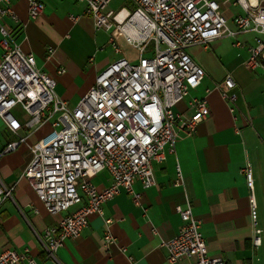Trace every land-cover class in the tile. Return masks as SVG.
<instances>
[{"label": "built area", "instance_id": "2783aa9c", "mask_svg": "<svg viewBox=\"0 0 264 264\" xmlns=\"http://www.w3.org/2000/svg\"><path fill=\"white\" fill-rule=\"evenodd\" d=\"M25 1L29 18L43 14L40 0ZM75 1L85 5L96 29L111 31L110 46L118 58L71 107L56 95L55 81L36 67L33 55L20 49L5 23L9 20L18 24L12 0H0V120L14 137L0 155L27 145L29 135L48 125L46 134L27 145L32 159L21 178L48 214L67 213L56 226L38 234L47 259L66 240L81 235L91 214L102 218L108 229L112 221L104 219L102 206L120 193L129 195L133 205L141 208V194L134 185L139 183L143 190L153 187V167L175 152L179 138L192 137L209 115L206 98H191L185 111L177 110L205 78L203 68L187 53L189 48L206 49L211 42L231 39L233 47L248 53L244 67L264 73V0H129L130 10L120 8L115 12H106L112 0ZM228 8L238 10L231 21L225 15ZM248 34L254 35L251 44L238 39ZM119 39L137 51L136 63L122 55ZM64 73L63 68L56 71L57 75ZM235 87L230 75L214 85L238 134ZM16 109L21 119L13 114ZM23 131L28 135H22ZM101 172L108 174L110 184L97 190L90 179ZM243 174L249 191L251 245L256 251L261 246V230L256 228L250 165ZM173 185L182 189L185 186L178 167ZM13 190L0 183V206L12 198ZM175 213L182 223L180 229L159 244L169 264L182 260H189V264H229L208 256L200 223L187 200L183 207H175ZM114 244L106 231L103 246ZM120 252L124 253L125 248L121 247ZM0 264L38 263L24 248L0 251Z\"/></svg>", "mask_w": 264, "mask_h": 264}, {"label": "crops", "instance_id": "0c3cea01", "mask_svg": "<svg viewBox=\"0 0 264 264\" xmlns=\"http://www.w3.org/2000/svg\"><path fill=\"white\" fill-rule=\"evenodd\" d=\"M40 1L44 5L43 14L31 19L26 1L12 0L18 24L9 20L5 23L22 52L32 54L36 67L55 81L56 95L75 106L94 85L96 77L118 58L114 51L112 59L104 55V48L111 47V31H104L108 34L104 41L99 33L103 30L95 28L80 2L71 0L70 6L67 0ZM75 7L80 10L75 11ZM237 12L228 8L225 15L231 21ZM230 27L234 28L232 24ZM253 38L252 34L238 37L247 44ZM223 40L231 41L234 53L210 55L211 49L220 51ZM123 43L119 39L122 55ZM232 44L231 39L217 40L203 48L209 53L206 58L193 57L205 71V78L192 95L206 98L209 115L199 123L192 137L179 138L175 152L167 154L162 164L153 167V187L143 190L139 183L134 185L135 191L141 194V208L133 205L129 195L120 193L102 206L104 219L112 221L108 229L97 214L89 215L81 235L66 240L52 258L47 259L38 234L56 226L67 213L48 214L21 178L32 159L27 145L46 134L47 126L29 135L27 145L0 155V183L5 188H14L12 198L0 206V251L28 248L38 264H169L159 244L177 234L182 223L175 207H183L187 200L200 223L210 258H222L229 264H264V73L247 70L244 67L247 51ZM59 68L65 73L57 75ZM226 75L236 84L238 134L233 130L226 103L214 88ZM206 89L210 92L206 93ZM186 107L183 102L177 110L185 111ZM21 134L28 135L24 131ZM12 140L14 137L0 120V153ZM246 165L252 171L256 228L261 230V246L256 251L251 245L249 191L243 174ZM177 167L183 176L184 189L173 185ZM90 180L97 190L110 184L106 172ZM106 231L115 241L109 248L103 246ZM121 247L125 248L124 253L120 252ZM189 263L182 260L177 264Z\"/></svg>", "mask_w": 264, "mask_h": 264}, {"label": "rangeland", "instance_id": "374dc122", "mask_svg": "<svg viewBox=\"0 0 264 264\" xmlns=\"http://www.w3.org/2000/svg\"><path fill=\"white\" fill-rule=\"evenodd\" d=\"M67 2L69 3L70 6H72V1L71 0H67ZM120 8H125L127 10H130L131 8H130L129 0H112L111 3L108 5V7L106 9V12L109 11V10L115 12V11L119 10ZM74 10L75 11H79L80 8L75 7ZM99 33H100L101 37L104 39V41H106V38H108V34L106 32H104V30L103 31H100ZM122 49L125 52L123 56L124 57H127L128 60L131 63L137 61L138 53H137L136 50L132 49L131 47H129V46L125 45V44L123 45ZM218 49L220 50L219 52H218V50L213 51V49H211L209 51L210 55L213 52H216L217 56H220V55H232L234 53L233 52V49H232V46H231V41L230 40H223V41H221L220 44H219V48ZM104 50H105L104 51V55L107 56L109 59H112V57H114L113 50H112L111 47L109 48L107 46V47L104 48ZM147 50L150 53L152 51V45L149 46ZM187 53L192 58L195 57V56H197V58L199 60H203L204 58H206L209 55V53L207 54L203 50V47L202 46H197V48H189L187 50ZM193 54H194V56H193ZM191 98H194L193 95H192V92L184 99V102L185 103H188L191 100ZM70 106L73 107V105H70ZM13 114L15 116H17L18 118L21 119V114L19 113V110L18 109H16ZM46 130H47L46 133L50 130V127L48 125L46 127Z\"/></svg>", "mask_w": 264, "mask_h": 264}]
</instances>
